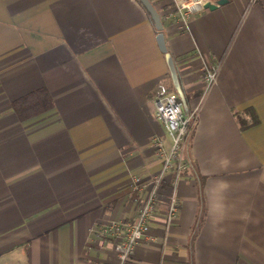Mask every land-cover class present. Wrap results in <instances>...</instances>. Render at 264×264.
<instances>
[{
    "label": "crops",
    "instance_id": "crops-1",
    "mask_svg": "<svg viewBox=\"0 0 264 264\" xmlns=\"http://www.w3.org/2000/svg\"><path fill=\"white\" fill-rule=\"evenodd\" d=\"M151 1L196 116L178 214L166 225L169 174L126 264H264V0L188 29ZM157 36L139 0H0V264H118L95 228L135 215L131 175L160 169L154 135L169 144L157 88L178 92Z\"/></svg>",
    "mask_w": 264,
    "mask_h": 264
},
{
    "label": "built area",
    "instance_id": "built-area-1",
    "mask_svg": "<svg viewBox=\"0 0 264 264\" xmlns=\"http://www.w3.org/2000/svg\"><path fill=\"white\" fill-rule=\"evenodd\" d=\"M206 1L175 0V10L166 13L165 16L178 17L188 29V18L194 12L203 9ZM219 67L217 61L205 63L203 77L207 87L215 83ZM155 102V117L163 122L169 139V144H166L159 135H154L151 139V145L156 155L161 158L162 165L157 172L147 178L138 173L131 175L129 186L137 193L135 197L137 210L133 217L113 219L107 223L98 224L95 228L99 235L113 242L118 264H126L131 259L138 242L149 234L163 183L169 174L173 176L167 194L166 225L174 220L179 211L178 181L181 172L190 166V160L185 156L184 149L191 137L195 111L186 113L179 93L164 82L160 83L157 88Z\"/></svg>",
    "mask_w": 264,
    "mask_h": 264
},
{
    "label": "water",
    "instance_id": "water-1",
    "mask_svg": "<svg viewBox=\"0 0 264 264\" xmlns=\"http://www.w3.org/2000/svg\"><path fill=\"white\" fill-rule=\"evenodd\" d=\"M140 1L143 3V5L149 11V13H150V15L154 21L155 27L158 30L157 38H158L160 48L166 55L167 63L169 65V69H170L175 87L178 90L181 99L183 100L184 99L183 91H182L180 83H179L175 62L173 60L171 53L168 51L167 46H166L165 37H164V33H163V22L161 20V15L151 0H140ZM224 2H225V0H207L204 4V7L214 9L219 4H222Z\"/></svg>",
    "mask_w": 264,
    "mask_h": 264
},
{
    "label": "trees",
    "instance_id": "trees-1",
    "mask_svg": "<svg viewBox=\"0 0 264 264\" xmlns=\"http://www.w3.org/2000/svg\"><path fill=\"white\" fill-rule=\"evenodd\" d=\"M139 1H140V0H139ZM147 11H148V10H147ZM148 14H149V17H150L151 21H152L153 24H154V21H153L151 15H150L149 11H148ZM49 106H50V101H49V102H46L44 107H45V108H48Z\"/></svg>",
    "mask_w": 264,
    "mask_h": 264
}]
</instances>
